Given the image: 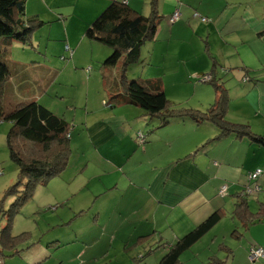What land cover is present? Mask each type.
I'll use <instances>...</instances> for the list:
<instances>
[{
  "label": "rangeland",
  "instance_id": "374dc122",
  "mask_svg": "<svg viewBox=\"0 0 264 264\" xmlns=\"http://www.w3.org/2000/svg\"><path fill=\"white\" fill-rule=\"evenodd\" d=\"M194 17L190 22L186 19L187 29L178 30V37L171 39L166 29L155 49L156 42H146L141 48V59H146L150 65L144 70L141 62L132 65L127 77L129 80L141 76L160 78L172 106L204 112L215 103V87L192 77L191 71L196 66H203L204 58L222 48L223 43L221 39L217 42L214 37H209L207 23L199 16ZM54 23L51 41L47 37V26L37 36L40 43L31 40L24 44L12 40L7 47L0 44V53L6 54L4 62L12 76L3 95L4 107L11 110L18 104L35 101L64 118L70 125L68 136L72 151L68 168L47 185H39L33 198L15 217L12 236L19 240L3 245L1 229L7 220L4 212L15 200L8 192L19 182L20 169L11 160L7 146V136L13 125L0 122V264L28 255L43 257L48 252L50 256L54 254L49 264L58 260H64V264H82L83 261H88L87 264H158L165 254L160 239L169 240V234L165 228L154 231L146 224V219L143 222L141 212H144L146 200H136L141 195L133 193L126 182L131 171L127 162L132 160L133 151L124 155L125 161L124 156L114 160L115 163L122 161L120 166L123 168L110 169L107 160L113 155L112 143L104 141L111 130L117 132L123 126L134 147L143 148L148 137L156 133L157 120L151 119L154 125L147 124L142 116L144 111L133 105L116 107L113 104V108L107 105L113 101V94L122 93L119 72L124 58L114 67L104 66V61L112 54L111 48L86 38L78 49L81 33L72 26L69 37L65 36L64 25ZM191 53L194 55L190 57ZM104 68L113 72L117 68V78L107 76L104 84L102 76L108 74ZM262 93L264 95V91ZM229 96L226 120L249 125L252 132L264 136V120L250 115V109L255 106L259 108L255 113L264 118L261 112L264 99L261 103L253 100L255 105L248 106L249 112L244 114L242 110H247L244 97L235 98L232 93ZM114 110L128 122L100 125V121H107ZM199 129L211 130L207 126H199ZM138 135H142L145 142L141 143ZM27 148L33 155L41 149ZM253 148L254 154L261 159L260 190L248 194L251 166L240 170L243 174L240 185H230V190L225 185L227 201L217 230L201 244L198 242L196 248L184 252L181 264H255L250 260L251 249H264L259 245V241L264 240V223L257 217L264 203V149L256 145ZM117 183L120 184L119 191L109 190ZM244 191L250 211L255 215V223L250 227L236 213L239 199L236 194L242 195ZM144 235L149 237H142ZM82 245L84 247L80 248Z\"/></svg>",
  "mask_w": 264,
  "mask_h": 264
},
{
  "label": "crops",
  "instance_id": "0c3cea01",
  "mask_svg": "<svg viewBox=\"0 0 264 264\" xmlns=\"http://www.w3.org/2000/svg\"><path fill=\"white\" fill-rule=\"evenodd\" d=\"M113 1L115 0H27L26 21L35 20L37 23H41L39 27L44 25L42 29L36 30L32 34L31 40L38 42V34L48 26L47 37L51 41L52 28L56 22L62 27L64 25L65 36L69 37V29L72 26L76 32L81 33V41L77 45L79 49L87 38L88 28ZM118 1L125 3L143 16L148 17L151 14V0ZM236 1L237 3H235ZM157 2L162 20L153 40L156 42L154 49L166 29H168L171 39L178 37V30L187 29L186 19L190 22L195 18L194 15L198 14L199 17L207 19L208 36L214 37L217 42L221 39L223 46L214 50L210 57L204 58L203 66H196L192 69V77L209 75L214 70L218 83L227 88L229 95L232 93L235 98L244 97L247 105V110H242L244 114H248V106L255 105L253 100L259 103L263 101L264 0H235L234 3L230 0H226V2L220 0H157ZM177 10L181 12V18L177 23L171 24L169 19ZM42 38L41 35L40 39ZM58 41L60 40L58 39ZM12 42L8 39L1 41L2 45L6 47ZM46 49L49 47L47 46ZM193 55L194 53H191L190 57ZM140 62L142 70L150 65L146 59H141ZM104 69L105 72H108L107 75H104L105 72H103L104 84L107 76L117 78V68H114V72ZM139 79L153 82L159 80L162 90L166 93L160 78L141 76ZM116 91L118 89L115 90V93H117ZM120 94L122 93L118 92L113 95ZM117 100L122 101L123 98L119 97ZM107 105L113 108V105L108 102ZM124 105L129 104H116V107ZM258 109L254 106L250 109V115L252 114V117L259 118V120L262 118L263 122L262 114L255 113ZM114 111L116 112V110ZM114 111L108 116L107 121H100V125L113 126L119 123L124 125L128 122L125 116ZM261 112L264 113L263 108ZM142 116L147 124L150 122L155 124L145 113ZM154 126L156 133L148 137L143 148L136 149L137 146L134 147V144L128 140L129 133L123 129V126L117 132L111 130L110 135L104 141L112 143L113 155L111 160H107L110 169L123 168L120 166L122 161L115 163L114 160L126 155L132 149L133 158L128 160V166L125 164L131 170L127 175L126 182L132 188L133 193L141 195L136 200H146L142 209L144 212H141L144 214L143 222L146 219V224L154 231H158L160 228L167 230L169 240L160 239L164 245L165 254L163 255L165 256L169 247L193 232L215 212L224 211L227 197L220 196L222 187L228 185L230 190V185L239 186L243 175L240 170L247 169L249 165L251 166L248 170L250 174L260 170L261 159L260 156L254 154L253 147L255 145L247 140H239L234 137L212 142L201 148L219 133L214 125L209 123L196 125L188 119H173L166 126H161L160 121L157 120ZM199 126H207L211 130L199 129ZM260 151L262 150L260 149L259 153ZM262 154L264 153L262 152ZM123 161H125V156ZM112 188L119 191L120 184L117 183L109 190ZM236 195L238 197L240 193ZM219 223L198 241L199 244L210 233L217 230ZM262 223H264V219ZM142 237H149V235ZM198 242L191 249L196 248L199 245ZM73 243L75 244V242ZM259 245L264 248V240H260ZM83 247L82 245L80 248ZM53 255L50 256L48 252L47 256L37 258L33 255L16 257L8 259L5 264H49V259H52ZM44 257L46 258L43 260ZM261 262L255 264H264V261ZM64 263V260H58L55 264ZM87 263L88 261L82 262V264Z\"/></svg>",
  "mask_w": 264,
  "mask_h": 264
},
{
  "label": "trees",
  "instance_id": "16d2710c",
  "mask_svg": "<svg viewBox=\"0 0 264 264\" xmlns=\"http://www.w3.org/2000/svg\"><path fill=\"white\" fill-rule=\"evenodd\" d=\"M26 2L27 0H0V44L5 39L24 44L29 41L31 43L32 34L41 23L35 20L26 21ZM161 20L157 0H151V14L148 17L115 0L88 28L86 32L88 39L102 43L112 50V54L104 61V66L114 67L124 58L120 71L122 94L113 96V101L108 104L113 105L115 101L114 105L136 106L150 119L159 120L161 126L168 125L173 119H188L196 125L204 123L214 125L219 132L218 135L201 148L212 142L234 137L247 140L264 149V136L252 132L249 125L226 120L230 97L224 85L218 83L214 70L209 74L212 79L208 83L214 85L217 98L204 112L172 106L159 80L153 82L128 79L129 68L140 62L141 48L146 42L154 40ZM4 55H6L4 52L0 53V122H10L13 125L7 136V146L11 160L20 169L19 182L8 192L15 200L9 210L4 212L7 220L1 229V242L6 245L9 241L19 240L12 236L15 217L33 198L39 185H47L50 180L60 176L68 168L72 151L68 136L70 125L64 118L35 101L18 104L11 110L4 107L3 95L12 78L10 69L4 62ZM119 97L123 100L118 101ZM27 146L41 149L33 155L29 153L30 149ZM261 172L263 175V171ZM255 184H258V181L250 182V187H254ZM238 197L236 213L245 221V225L248 224L250 227L255 223L253 218L255 215L250 211L247 193L244 191ZM222 217V211L215 212L193 232L169 247L158 264H181L182 254L217 225ZM257 217L264 219V203L261 204ZM261 261L264 259L256 262Z\"/></svg>",
  "mask_w": 264,
  "mask_h": 264
},
{
  "label": "built area",
  "instance_id": "2783aa9c",
  "mask_svg": "<svg viewBox=\"0 0 264 264\" xmlns=\"http://www.w3.org/2000/svg\"><path fill=\"white\" fill-rule=\"evenodd\" d=\"M196 16H199L198 14ZM181 18V12L179 10L175 11L172 16L170 17L169 21L171 24H175L177 23ZM202 21L203 22H207V19L206 18H202ZM197 79H200L201 82H209L211 79H212V76L211 75H201V76H196ZM245 81H247V79H245ZM138 138L140 139V142L143 143L145 142V139L142 137V135H138ZM256 172V171H255ZM251 173L249 175V179H250V182H256L258 181V179L261 177L262 175V172L261 170H258L257 173ZM227 187L224 186L222 187L221 191H220V195L222 197H224L226 194V191H227ZM260 190V185L259 184H255L254 187H249L247 189V193L248 194H251L253 192H257ZM250 258H251V261L252 262H256V261H259L260 259H264V249L262 248H256V249H252L251 250V254H250Z\"/></svg>",
  "mask_w": 264,
  "mask_h": 264
},
{
  "label": "clouds",
  "instance_id": "9594fccd",
  "mask_svg": "<svg viewBox=\"0 0 264 264\" xmlns=\"http://www.w3.org/2000/svg\"><path fill=\"white\" fill-rule=\"evenodd\" d=\"M125 4V3H124Z\"/></svg>",
  "mask_w": 264,
  "mask_h": 264
}]
</instances>
